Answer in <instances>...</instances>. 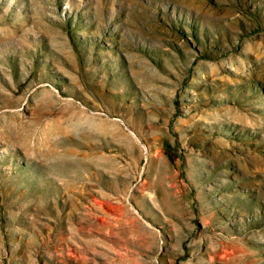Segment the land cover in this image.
Here are the masks:
<instances>
[{
	"label": "rangeland",
	"instance_id": "374dc122",
	"mask_svg": "<svg viewBox=\"0 0 264 264\" xmlns=\"http://www.w3.org/2000/svg\"><path fill=\"white\" fill-rule=\"evenodd\" d=\"M0 264H264V0H0Z\"/></svg>",
	"mask_w": 264,
	"mask_h": 264
}]
</instances>
